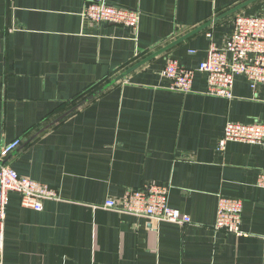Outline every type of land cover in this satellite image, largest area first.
Masks as SVG:
<instances>
[{
	"label": "crops",
	"instance_id": "0c3cea01",
	"mask_svg": "<svg viewBox=\"0 0 264 264\" xmlns=\"http://www.w3.org/2000/svg\"><path fill=\"white\" fill-rule=\"evenodd\" d=\"M89 1L0 0V146L19 139L8 165L60 196L38 211L9 193L0 264H264V144L218 149L228 121L264 122V85L239 75L227 99L203 72L187 93L161 75L170 56L197 68L264 0H105L137 30L85 20ZM149 183L192 223L106 207ZM219 196L241 199L244 234L215 227Z\"/></svg>",
	"mask_w": 264,
	"mask_h": 264
},
{
	"label": "built area",
	"instance_id": "2783aa9c",
	"mask_svg": "<svg viewBox=\"0 0 264 264\" xmlns=\"http://www.w3.org/2000/svg\"><path fill=\"white\" fill-rule=\"evenodd\" d=\"M82 17L91 22L108 21L123 24L137 30L140 15L137 10L115 6L105 0H90ZM211 37V33H208ZM191 52H194L191 50ZM197 71L207 79V93L232 99L235 78L242 75L256 89L264 85V16L238 13L234 18V29L222 47L211 42L206 58L197 68L180 64L175 57H168L161 71L162 77L170 80V88L190 92ZM229 141L264 144V122L241 123L228 121L218 149L223 151ZM16 139L0 146V243L2 227L6 217V206L10 192L21 195L23 207L42 210L45 200L60 198L57 189L20 175L10 167L6 158L20 145ZM257 184L264 187V172L258 175ZM168 187L156 183L146 184L140 189H128L119 199H110L106 207L121 213L147 217L158 221H169L180 225L192 223L189 214L168 204ZM243 203L241 199L219 196L215 227L226 229L236 235L241 229Z\"/></svg>",
	"mask_w": 264,
	"mask_h": 264
},
{
	"label": "water",
	"instance_id": "95a60500",
	"mask_svg": "<svg viewBox=\"0 0 264 264\" xmlns=\"http://www.w3.org/2000/svg\"><path fill=\"white\" fill-rule=\"evenodd\" d=\"M253 1H255V0H248V1L244 2V3H241L240 5H237V6L233 7L232 9H230V10L226 13V15H228V14H230V13H232V12H236V11H238V10L244 8L245 6H247L248 4L252 3ZM169 47H170V46L166 47V49H168ZM162 51H163V50H162ZM162 51H160V52H162ZM160 52H159V53H160ZM159 53H157V54H159ZM154 55H155V54H154ZM143 62H145V61H142V62L136 64V65L133 66L131 69H129L126 73H129L130 71L136 69L137 67H139L140 65H142ZM121 77H122V76H121ZM121 77H119V78H121ZM119 78H118V79H119ZM96 94H97V92L94 93V94H92L91 96H89L87 99H85V100H84L83 102H81L79 105H81V104H83L84 102H86L87 100L91 99V98H92L93 96H95Z\"/></svg>",
	"mask_w": 264,
	"mask_h": 264
}]
</instances>
